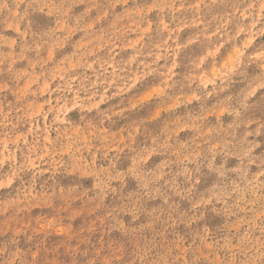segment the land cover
Here are the masks:
<instances>
[{
	"label": "rangeland",
	"instance_id": "obj_1",
	"mask_svg": "<svg viewBox=\"0 0 264 264\" xmlns=\"http://www.w3.org/2000/svg\"><path fill=\"white\" fill-rule=\"evenodd\" d=\"M161 174L192 188L182 209L206 202L201 229L259 245L264 0H0V224L21 248L126 226L123 198Z\"/></svg>",
	"mask_w": 264,
	"mask_h": 264
},
{
	"label": "clouds",
	"instance_id": "obj_2",
	"mask_svg": "<svg viewBox=\"0 0 264 264\" xmlns=\"http://www.w3.org/2000/svg\"><path fill=\"white\" fill-rule=\"evenodd\" d=\"M140 164L148 167L143 160ZM70 168L69 159L64 170ZM56 174L53 170L49 178L54 187ZM182 175L186 181L192 180L191 173ZM153 191L160 196L159 206L147 203ZM190 193L192 188L187 183L181 190L175 180L165 181L162 174L157 175L149 185L141 186L135 198H123L120 212L128 211L131 215L126 226H120L119 222L103 227L95 225L88 236H78L77 247L66 253H57L46 247L35 232L28 237L31 243L22 249L20 233L13 227L0 224V264H209L202 252L210 253L212 264H264V236L257 245L254 238L242 237L243 230L229 232L225 226L213 235L201 229L195 221L203 220L200 205L206 202L203 199L194 202L189 210L182 209L177 202ZM23 208L24 205L17 203L12 212L18 214ZM5 210L0 208V214ZM232 211L235 214L239 210L233 208ZM28 231L27 228L21 229V232ZM185 239L191 241V246L186 252L177 254V244L182 246ZM209 242L211 249L205 247ZM68 246L65 241L64 247ZM217 253L220 254L219 261L215 260ZM184 256L188 259L185 260Z\"/></svg>",
	"mask_w": 264,
	"mask_h": 264
}]
</instances>
